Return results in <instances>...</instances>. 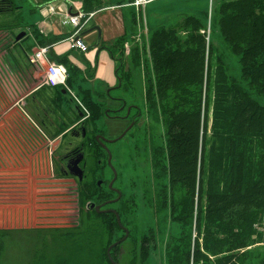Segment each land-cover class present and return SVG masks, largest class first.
Listing matches in <instances>:
<instances>
[{
	"label": "trees",
	"instance_id": "16d2710c",
	"mask_svg": "<svg viewBox=\"0 0 264 264\" xmlns=\"http://www.w3.org/2000/svg\"><path fill=\"white\" fill-rule=\"evenodd\" d=\"M113 1H117L113 6L132 2ZM217 4V25L239 59L240 82L227 74L219 59L214 63L212 54L207 58L205 26L196 17L184 18L182 36L174 30H159L148 41L152 77L146 83L145 103L154 108L159 103L163 115L164 176L169 187L165 201L172 223L180 227L168 242L166 264H256L254 247H264V107L252 98L264 97V0H217ZM13 7L12 0H0L1 14ZM83 9L96 11L87 3ZM68 37L36 39L40 47H49L50 62L66 68V85L84 96L95 121L104 116L110 92L121 89L117 51L123 47L122 37L108 46L99 44L98 50H106L116 63L118 85L108 94L105 90L94 93L97 102L93 104L87 86L90 70L84 73L69 64L66 55L51 52L53 44ZM132 54L135 64L139 48ZM51 88L54 102L62 89ZM109 112L113 113L105 110V116ZM45 114L52 115L47 122L54 129L52 139L68 130L71 121L58 109L48 106ZM96 143L89 139L72 151V155L80 152L84 163L78 225L25 232L35 239L28 264H110L107 250L118 241L114 238L120 228L114 214L97 213L90 205L101 206L117 196L108 188L103 190L104 181L97 186L94 180L96 153L101 150ZM120 200L102 210H114L120 219V212L113 208ZM13 235L0 231V264ZM124 242L110 251V256L116 254L115 264H145L149 249L154 248L145 237L138 243ZM257 264H264V257Z\"/></svg>",
	"mask_w": 264,
	"mask_h": 264
},
{
	"label": "rangeland",
	"instance_id": "374dc122",
	"mask_svg": "<svg viewBox=\"0 0 264 264\" xmlns=\"http://www.w3.org/2000/svg\"><path fill=\"white\" fill-rule=\"evenodd\" d=\"M31 1L35 2L12 0L14 5L12 11L4 13L5 15L0 13V99L5 98L4 87L11 88L15 82L20 63L22 66L35 68L28 60L23 61L22 56L20 59L13 57L14 53L22 54V49L25 51V47L29 45V38L24 42L22 40L26 37L23 30L28 19L27 13H34ZM41 1L45 4L50 1L47 5L52 6L54 10L55 7L72 3L76 9L78 7L83 12L86 3L93 4V9H107L100 12L102 15L126 20L125 33L122 36L123 47L117 51L120 60L117 65L121 89L111 91L109 98L104 102L105 110L113 113L109 112V115L105 116L104 110V116L92 121L93 114L90 105L83 101L84 96L75 87L67 85L65 93L59 95L53 105L58 109V113L70 119L71 124L63 138L51 144V166L48 164L44 167L39 163V167H34L33 160L29 164L20 156H14L16 158L14 165L0 164V231L15 232L5 245L1 264L31 263L30 256L34 247L32 242H35V239L30 238L25 232L78 225L77 198L80 182L68 173L67 160L72 158V151L75 148L84 146L89 139L96 142V136L116 140L105 144L111 154V165L117 174L113 188L121 193L120 202L113 208L121 214L122 228L119 227L120 231L114 239L122 240L125 230L128 231V237L124 243H138L145 237L154 245V248L148 251L145 264H166L168 242L171 237L179 234L180 227L172 223L170 209L165 201L169 187L164 176L166 155L163 115L159 103L155 101V108L145 103L146 83L152 77L148 41L151 34L159 30H174L182 36L181 24L184 18L196 17L205 26L207 48L210 49L207 51V58L212 54L214 63L219 59L227 74L240 82L239 59L223 40L217 25L215 14L217 0H159L147 4L143 10L131 6V3L113 6L117 4V1L113 0ZM98 14H93L92 17ZM54 18H58V15L56 14ZM21 32H24V36L17 41L16 38ZM89 34L94 36V40L92 43H85L88 49L95 43L97 37L96 32ZM136 47L139 48V60L134 64L132 53ZM97 52L98 49L87 51L88 58L78 54L76 58L80 62L78 69L84 73L90 70L92 74L98 63ZM92 55L94 57L90 60ZM116 68L117 66L114 67V72ZM97 89L101 90L100 87ZM52 96L54 100V93ZM91 98L90 104H93V101L97 102L93 95ZM119 98L123 99L127 106L133 105L139 111L133 129L127 131L120 139L118 138L129 125L126 120L118 117L125 116V111L114 113L119 110V102L116 101ZM252 98L259 106L264 107V97L252 95ZM59 109L64 112H60ZM52 130L54 132V129ZM97 146L101 150L96 153L98 167L94 172V180L104 181L105 190L112 180V173L106 164V153L99 144ZM38 157L41 162L46 163L43 156ZM79 167L82 168V165ZM16 232L21 233L17 235ZM127 247L128 245L121 247L123 250L119 253H123ZM254 248L257 264L264 257V247ZM112 257H116V254L112 253Z\"/></svg>",
	"mask_w": 264,
	"mask_h": 264
},
{
	"label": "crops",
	"instance_id": "0c3cea01",
	"mask_svg": "<svg viewBox=\"0 0 264 264\" xmlns=\"http://www.w3.org/2000/svg\"><path fill=\"white\" fill-rule=\"evenodd\" d=\"M31 2L34 13H27L28 19L25 21L26 25L23 30L26 33V37L22 40L24 42L26 38H29V45L25 47V51L22 49V54L14 53L13 55L14 59H20L22 56L24 58L23 61L28 60V62L32 54L41 48L38 44V39H36L37 37L39 39L58 38L63 35L68 36L74 31V27L69 24L67 17V15L75 11L72 3H66L63 7H55V13L52 14L49 12V5H47L50 1L46 4L41 0ZM103 10L107 9L103 8L94 11L93 14H99L94 18L92 17L79 32L78 35H80L84 43L93 42L94 36L89 34L91 32H88L93 27L100 28V43L107 46L124 35L126 20L118 16L117 20L111 15L100 14ZM56 14L58 18H54ZM51 52L56 56L66 55L69 64L76 68H80V62L76 59L78 54L84 58L89 57V53L82 54L78 50L69 49V42L66 39L53 44ZM70 53L71 55H69ZM94 55L90 56V60H92ZM97 55V67L92 74L90 72L87 86L93 93L100 91L97 89L98 87L101 88V91L115 89L118 81L114 72L116 63L110 58L106 50H98ZM16 64L18 65L19 62ZM34 67L22 66L20 63L18 65L19 73L15 78V82L11 88L4 87L5 98L0 99V164L2 165H14L16 163L14 156H20L29 164L33 160L32 164L34 167H39V163L44 167L48 166V164L51 166V144L63 138V135L68 131L52 139L54 132L47 124L49 120L51 121L50 117L52 115L49 114L47 116L45 112L48 106L54 108L53 89L44 80L43 69L40 65L37 63V66L34 65ZM93 93L92 95L95 97ZM118 105L120 106V104ZM38 156H43L46 163L41 162Z\"/></svg>",
	"mask_w": 264,
	"mask_h": 264
},
{
	"label": "built area",
	"instance_id": "2783aa9c",
	"mask_svg": "<svg viewBox=\"0 0 264 264\" xmlns=\"http://www.w3.org/2000/svg\"><path fill=\"white\" fill-rule=\"evenodd\" d=\"M159 0H132L131 6L135 8L142 9L146 7L147 4ZM49 12L54 13L53 7H49ZM93 16L92 14L84 13L80 8L75 7L73 14L67 15L68 22L74 27V33L69 37V48L71 50H78L81 53H86L88 51L87 46L80 39L76 40L75 36L79 33L83 25L88 22ZM49 48L44 47L37 50L30 59L32 64H39L43 69V76L46 83L51 87H64L66 88V70L61 65H56L48 60Z\"/></svg>",
	"mask_w": 264,
	"mask_h": 264
},
{
	"label": "water",
	"instance_id": "95a60500",
	"mask_svg": "<svg viewBox=\"0 0 264 264\" xmlns=\"http://www.w3.org/2000/svg\"><path fill=\"white\" fill-rule=\"evenodd\" d=\"M88 32H96V34H97L96 41H95V43L90 47V50L97 49V47H98V45H99V42H100V39H101V31H100V28H99V27H93V28H92L91 30H89ZM23 36H24V33H21V34L16 38V40H17V41L20 40ZM79 38H80V35L76 36L75 39H79ZM108 93H109V90H107V94H108ZM63 94H64V92H63ZM106 115H107V113H106ZM130 128H131V126L128 127V128L126 129V131H125V132H124V133H123L118 139L122 138V137L126 134V132L130 130ZM83 136H84V133H83ZM95 140H96L97 143L102 147V149L104 150V152H105L106 155H107L106 164H107L108 168L110 169V171H111V173H112V180H111V181L109 182V184H108V189H109V190H112V191L117 195V198L114 199V200L108 201V202H106V203H103L101 206H94L93 204H91V205H90V209H94L97 213H110V214H114V216L116 217V221H117L118 226L122 228L121 223H120V219H119L118 215L116 214V212H115L114 210H110V209L102 210V208L105 207L106 205H110V204H112V203H115V202H117V200H119V199L121 198V193H120L118 190H116L115 188H113V184H114V182H115V180H116V178H117V174H116L115 169H114V168L112 167V165H111V154H110V151H109V150L106 148V146H105V144H109V143L115 142L116 140H108V139H105V138H103V137H101V136H96V137H95ZM82 159H83V156L80 155V156H79V157H78V158H77V159L71 164V167H68V168H67L68 173H69L71 176L77 178L79 182H81L82 179H83V171H82V169H80V167H79V163L82 161ZM97 186H101V181H98V182H97ZM124 232H125V236H124V238H123L122 240H120V241H118V242L112 244V245L108 248V250H107V256H108V259H109L110 264H115L114 261L112 260L111 256H110V251H111L114 247H116L117 245L123 243V242L126 240V238L128 237V231L125 230Z\"/></svg>",
	"mask_w": 264,
	"mask_h": 264
},
{
	"label": "flooded vegetation",
	"instance_id": "af4514ba",
	"mask_svg": "<svg viewBox=\"0 0 264 264\" xmlns=\"http://www.w3.org/2000/svg\"><path fill=\"white\" fill-rule=\"evenodd\" d=\"M119 100H121V98H119ZM119 100H117V102H120ZM121 104L120 107H119V110L118 111H114L116 112L117 114L121 113L122 111H125V116H118L119 118L121 119H124L128 122V127L131 126L130 130L133 129L134 127V124H135V121L137 120V117L139 116V111L138 109H135V107L133 105H126V103L123 102V99H122V103H119ZM133 112V113H132ZM80 152L72 155V158L71 159H68L67 160V166L66 168L68 167H71V164L80 156ZM82 165V171H83V176H84V163H83V159L82 161L79 163V166Z\"/></svg>",
	"mask_w": 264,
	"mask_h": 264
}]
</instances>
